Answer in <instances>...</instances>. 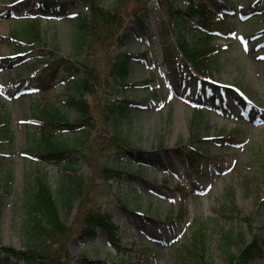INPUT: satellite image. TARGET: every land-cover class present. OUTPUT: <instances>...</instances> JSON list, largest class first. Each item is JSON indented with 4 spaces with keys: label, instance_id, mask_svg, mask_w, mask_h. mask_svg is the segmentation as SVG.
I'll return each mask as SVG.
<instances>
[{
    "label": "rangeland",
    "instance_id": "1",
    "mask_svg": "<svg viewBox=\"0 0 264 264\" xmlns=\"http://www.w3.org/2000/svg\"><path fill=\"white\" fill-rule=\"evenodd\" d=\"M60 1L49 14L33 8L43 27V44L34 48L12 33L26 20L27 0H0V99L7 116L1 125L9 129L6 136L0 134V240L23 248L18 209L31 171L38 166L47 171L54 188L66 171L63 162L30 150L46 126L78 142L68 161L84 178L82 196L65 214L71 233L50 246L60 264H88L87 258L94 257L115 264H194L187 251L192 247L186 246L195 242V235L203 258L211 264H231L222 236L227 229L247 240L259 237L263 252L249 264H264V0H205L227 19L224 29L214 34L220 50L210 84L201 86L178 67L182 55L174 35L163 28L166 16L157 0L149 1L148 18L124 11L123 47L108 39L85 47L82 59L104 79L113 54L121 51L132 59L127 81L113 82L98 88L96 97H87L94 103L97 98L101 104L127 98L135 104L121 122L130 130L133 146L119 141L116 127L98 109L90 117L92 125L72 121L66 130L36 116L40 109L64 107L66 83L56 78L42 83L47 64L35 62L40 57L54 62L56 54L73 56L70 19L78 6ZM103 1L105 7L113 6L114 0ZM200 109L207 115L197 118L204 143L198 168L192 170L182 152L195 141L190 123ZM133 148L145 151L146 168L141 170L142 160L130 154ZM109 167L127 172L109 176ZM7 170L13 172L10 190L3 178ZM175 173L187 177L177 179ZM182 191L189 195L186 208L180 206ZM88 213L111 215L118 225L119 247L103 229L80 236ZM231 251L238 249L232 246ZM2 258L0 253V264H30L16 258L4 263Z\"/></svg>",
    "mask_w": 264,
    "mask_h": 264
},
{
    "label": "trees",
    "instance_id": "2",
    "mask_svg": "<svg viewBox=\"0 0 264 264\" xmlns=\"http://www.w3.org/2000/svg\"><path fill=\"white\" fill-rule=\"evenodd\" d=\"M72 6H78L74 17L70 19L73 24V56L65 58L54 53L57 56L54 62L43 60V57L35 59V62H45V74H41L42 83L46 80L63 79L66 83L65 102L62 110H39L35 111L36 116L47 121L53 127L64 130L72 127V121L78 126H89L90 117H93L95 109L106 118L108 117L116 127V135L120 142L126 145H132L130 141V130L121 124L123 117L130 114L133 104L127 100L113 101L107 100V103L101 104L99 98L94 103L90 101L87 94L96 97L100 88L106 89L113 82L127 81L131 71V58L128 54L118 52L110 58V66L108 69V79H104L99 75V71L91 66L90 62L82 59L80 53L93 42H102L107 39L113 42V45L123 47L127 34L121 32L125 23V10H129V14L138 15V17H147L149 12L148 3L150 0H114L113 6L105 7L103 0H67ZM165 12L166 18L163 21V28L174 35L177 45L183 55L182 65L193 73L196 72L200 78L212 77V71L218 62L219 47L215 45L214 33L223 30L226 24V18L220 16L212 9L205 0H182L178 4L177 0H157ZM32 12L35 3L30 5ZM60 0H37V6L40 11L50 13L52 9H57ZM84 9H81L83 8ZM132 11V13H131ZM42 23L40 17L28 16L22 25L18 26L12 32L15 37H21L24 42H28L33 47L42 45ZM108 42V41H107ZM110 43V42H109ZM115 43V44H114ZM42 49V48H40ZM41 56L43 55L40 54ZM33 58V57H32ZM42 59V60H41ZM70 76L69 81L67 80ZM45 78V80H44ZM99 88V89H98ZM120 90H118L119 92ZM0 99V134L7 135L9 129L1 123L7 116ZM191 119L190 127L192 129L194 143L185 146L184 155L190 161L191 169L198 168L199 148L202 147L204 141L200 138V130L202 122H197V118L207 116L202 110H196ZM199 123V124H198ZM57 128V129H58ZM59 130V129H58ZM196 133V134H195ZM35 141H32L30 150L39 153L41 157L47 158L49 161L54 160L63 162L65 173L62 174L60 185L57 188L52 186L47 171H43L38 166L37 169L31 171L28 176L27 185L21 193V204L18 209L21 220L18 222V230L23 239V248H16L6 245L0 240V253H3L2 261L4 263L12 257L18 260H24L30 264H60V260L51 253V243L53 241H63L72 230L68 224L65 214L73 208L79 197L82 196L84 188V178L77 172L72 161L69 160L70 153L76 150L78 142L73 141L63 135L53 133L51 129L43 126L41 134ZM133 157L139 158L141 161L140 169L146 168L144 157L145 151L130 149ZM128 159V157H127ZM68 162V163H67ZM127 170L125 168L105 169V173L109 176L121 177ZM6 190H10L13 182L12 170H7L3 177ZM182 200L180 206L187 207V198L185 191H182ZM180 193V194H181ZM2 195L0 189V218L2 215ZM85 222L81 227L80 236H93L97 234V228L103 229L107 233L110 242L119 247L117 238L118 225L114 224L111 215L102 213H88L85 216ZM1 225V219H0ZM227 228V227H224ZM199 233V231H198ZM240 236H234L232 229L223 231L225 247H227L228 259L231 264H249L256 256L262 254L259 240L257 236L247 240ZM195 235L187 248L192 247L191 259L196 260L194 264H211L210 261L203 258L198 251L197 238ZM236 246L238 251L232 252L231 247ZM64 247V246H63ZM186 248V249H187ZM186 251V252H187ZM201 256V257H200ZM88 264H115L107 260L97 258H87Z\"/></svg>",
    "mask_w": 264,
    "mask_h": 264
}]
</instances>
